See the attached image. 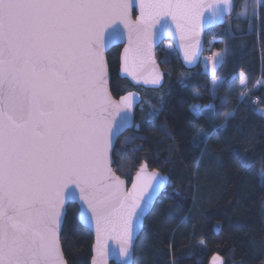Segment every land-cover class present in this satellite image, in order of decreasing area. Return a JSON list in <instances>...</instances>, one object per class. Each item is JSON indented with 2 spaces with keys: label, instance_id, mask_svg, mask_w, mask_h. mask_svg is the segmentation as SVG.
<instances>
[{
  "label": "snow or ice",
  "instance_id": "obj_1",
  "mask_svg": "<svg viewBox=\"0 0 264 264\" xmlns=\"http://www.w3.org/2000/svg\"><path fill=\"white\" fill-rule=\"evenodd\" d=\"M262 5L264 0H255L253 17ZM134 7L140 13L135 20ZM233 7V0H0V264H67L60 231L71 200L80 202V223L95 227L92 264H108L109 238L118 241V255L127 264L137 228L168 177L144 164L126 190L112 171L111 148L131 126L138 96L129 92L113 99L105 49L126 38L121 72L137 84L159 86L157 24L171 18L183 60L191 66L205 13L214 24ZM247 16L245 0L237 18ZM217 58L222 52L207 58L213 73ZM221 86L213 79L219 105L225 103ZM217 108L190 105L197 118L209 121ZM155 115V108L147 114ZM233 115L224 113L220 125L197 132L191 146L207 145ZM234 155L249 166L244 154ZM212 264L222 262L214 256Z\"/></svg>",
  "mask_w": 264,
  "mask_h": 264
},
{
  "label": "trees",
  "instance_id": "obj_2",
  "mask_svg": "<svg viewBox=\"0 0 264 264\" xmlns=\"http://www.w3.org/2000/svg\"><path fill=\"white\" fill-rule=\"evenodd\" d=\"M234 1L225 26L205 34V48L214 41L212 49L224 52L213 79L223 85L218 95L225 103L213 99L211 79L200 66L187 72L177 56L157 52L167 93L154 118L138 124L136 111V124L115 146L113 169L128 183L142 162L169 178L135 243L134 264H209L214 256L222 264H264V5L235 28L242 0ZM120 50L107 54L115 99L132 88L118 78ZM183 74L188 78L181 84ZM193 104L218 105L215 120L197 118ZM228 112L234 115L207 145L191 146L197 132L220 125ZM234 150L246 156L248 167ZM77 213V206L67 207L61 247L67 264H90L93 236Z\"/></svg>",
  "mask_w": 264,
  "mask_h": 264
},
{
  "label": "water",
  "instance_id": "obj_3",
  "mask_svg": "<svg viewBox=\"0 0 264 264\" xmlns=\"http://www.w3.org/2000/svg\"><path fill=\"white\" fill-rule=\"evenodd\" d=\"M137 3H138V0H137ZM233 3H235L234 0H233ZM233 11H234V7L232 8L231 15H225L222 20L218 19L214 24H213V22L210 19V15L208 13H205L204 27L202 28L200 35L197 37V39L200 41V48H199L198 54H197V61L193 65H191V66L186 65L185 61L183 60V52L180 49V38H179V34L176 33V31H175V24L172 22L171 18L170 17L165 18V20L167 21L166 24L164 23L163 20L161 21L160 24H157V26H156V41H155V43L153 45V52H154V59L156 61V69H157V71H159L162 74V83L159 86H155V87L145 86V85H143L142 82L139 83V84H137L135 81L132 80L131 77L127 76V74L121 72V65H122V57L124 55V48L127 46V40H126V38L123 39L122 41L112 42V43H110L106 47V49H105V59H106V62H107V54L112 49H114V48H120L121 50H120V54H119L118 78L121 81H126L132 87V89H143V90H147V91H157V90H160L164 86V84H165V78H164L163 72L160 69V66L158 64V61L156 59V52L159 49V47L163 43H170L173 46L174 51H175V53H176V55H177V57H178L181 65H182V67L184 68V70L187 71V72L193 71V70H195V69H197L199 67L201 58L203 57L204 52H205V34L208 31H211V30L223 28L225 26V24H226L227 19H229L232 16ZM139 14H140L139 13V8L138 7H134L133 8V11H132V19L135 20L139 16ZM169 29L171 30V34H169V31H168ZM107 71H108V87H109V90H110V94L113 97V95L111 93V87H110L111 86V77H110V73H109L108 64H107ZM129 92L135 93L138 96V101L136 102V104L134 106V110H133V114H132L133 115V118H132L131 126L128 127L126 130H124L119 135V137L116 138L115 143H114V146L111 148V151H110L111 168H112V171L114 173H115V171L113 169V164H114V161H113V152H114L115 146L117 144V141L124 134H126L128 131H130V130L133 129V127L135 125L136 111H137L138 107L140 106V104L142 103V97H141L140 93H138L135 90L129 91ZM129 92H126L123 95H126ZM119 98L115 99L113 97V99H115V100H119ZM144 164H146V163L145 162H142L141 165H144ZM140 166H139V168H140ZM139 168L137 169V171L139 170ZM147 169H148L149 172L153 171V170H150L149 169L148 165H147ZM160 174L163 175L162 173H160ZM115 175L118 176L116 173H115ZM135 176H136V173L133 175V177H132V179H131V181L129 183L126 180L122 179L121 177H119V176L118 177L122 181H124V188L126 190H131L132 181L135 179ZM164 176H166V175H164ZM168 185H169V178H168ZM167 188H168V186H167ZM156 202L153 204L152 208L145 214V218L143 219L142 226H140V227L137 228L136 235H135L134 240H133V245H132L130 254H129L128 258H127V264H134V247H135V243H136L138 237L140 236L141 232L143 231V228H144V225H145V220L147 219V217L152 212V210H153ZM69 205H75V206H77L78 213L80 211V202L78 200H71V201L66 202L65 209H64L65 215L63 217L62 227H63L64 221H65L66 210H67V207ZM78 213H77V217H78ZM77 221H78V223L83 228H85L86 230H88L92 234V236H93V245H92V248H91V260H90V264H92V258L95 255V250H94V247L93 246L96 243V231H95V227L92 226V225H84V224H81L80 221L78 220V218H77ZM62 227H61V231H60V239H61ZM60 244H61V242H60ZM107 245H108V248L110 250V255L107 258L108 259V264H124V261L121 260V258L118 255V252H117L118 241L115 240V239L109 238L107 240Z\"/></svg>",
  "mask_w": 264,
  "mask_h": 264
},
{
  "label": "rangeland",
  "instance_id": "obj_4",
  "mask_svg": "<svg viewBox=\"0 0 264 264\" xmlns=\"http://www.w3.org/2000/svg\"><path fill=\"white\" fill-rule=\"evenodd\" d=\"M244 2H245V0H242L241 2L238 3L237 13L241 10V5ZM252 3H253V6H255V0H253ZM252 3L249 2V0H247L248 16L246 18H237V13H236V15L234 17V20H233L234 23H235V26H234L235 28H238V26L240 25V23L242 21H245L249 17V15H252L251 14L252 13V9H253V7L251 5ZM231 22H232V19L230 21H228L229 25H231ZM214 43H215L214 41H211V42L208 43L207 47L205 48L204 55L201 58L200 65H199L200 68H201V70H202V72H204L206 75L210 76L211 85H212V82H213L214 74H215L217 68L222 63L223 58H224V52L223 51H220V52H222V58H217L218 62L216 64L215 72L213 73L212 68H211V64L207 61V58L210 57L213 54V52H217V51H214L212 49ZM157 52H160L158 54H161V55L170 54L172 56H177L176 53H175V51H174L173 46L170 43L169 44L163 43L159 47V49L157 50ZM157 52H156V54H157ZM206 65H207V68H206ZM187 78H188L187 75L186 74H183L182 78L180 79V83L181 84H184ZM164 86H166V87H162L160 90H157V91H147V90H143V89H132V88L131 89H128L127 92L135 90L138 93H140V95L142 97V103L140 104V106L137 109L138 110V113H139V119H138V122H137L138 124H142V123L150 120L148 118L147 114L153 108H155L156 110H158V104H159V102L161 100H163L164 96L166 95L167 89H168L167 86H169V82H167V84L164 85ZM212 93L215 94L213 92V90H212ZM262 115L264 116V113H262ZM154 117H152V118H154ZM136 121L137 120H135V124H136ZM261 177H262V182L261 183H264V175H262ZM209 264H212V259L210 260Z\"/></svg>",
  "mask_w": 264,
  "mask_h": 264
},
{
  "label": "flooded vegetation",
  "instance_id": "obj_5",
  "mask_svg": "<svg viewBox=\"0 0 264 264\" xmlns=\"http://www.w3.org/2000/svg\"><path fill=\"white\" fill-rule=\"evenodd\" d=\"M166 44H169V43H166Z\"/></svg>",
  "mask_w": 264,
  "mask_h": 264
},
{
  "label": "crops",
  "instance_id": "obj_6",
  "mask_svg": "<svg viewBox=\"0 0 264 264\" xmlns=\"http://www.w3.org/2000/svg\"><path fill=\"white\" fill-rule=\"evenodd\" d=\"M210 77V76H209Z\"/></svg>",
  "mask_w": 264,
  "mask_h": 264
}]
</instances>
